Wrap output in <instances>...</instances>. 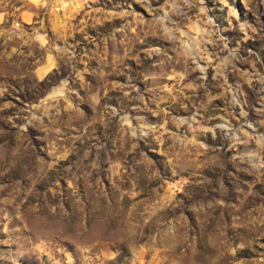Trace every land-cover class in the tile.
<instances>
[{
	"label": "rangeland",
	"instance_id": "1",
	"mask_svg": "<svg viewBox=\"0 0 264 264\" xmlns=\"http://www.w3.org/2000/svg\"><path fill=\"white\" fill-rule=\"evenodd\" d=\"M0 264H264V0H0Z\"/></svg>",
	"mask_w": 264,
	"mask_h": 264
},
{
	"label": "trees",
	"instance_id": "2",
	"mask_svg": "<svg viewBox=\"0 0 264 264\" xmlns=\"http://www.w3.org/2000/svg\"><path fill=\"white\" fill-rule=\"evenodd\" d=\"M46 85V84H45Z\"/></svg>",
	"mask_w": 264,
	"mask_h": 264
}]
</instances>
